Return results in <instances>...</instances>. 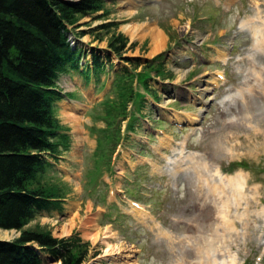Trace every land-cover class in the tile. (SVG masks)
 I'll use <instances>...</instances> for the list:
<instances>
[{
	"label": "rangeland",
	"instance_id": "1",
	"mask_svg": "<svg viewBox=\"0 0 264 264\" xmlns=\"http://www.w3.org/2000/svg\"><path fill=\"white\" fill-rule=\"evenodd\" d=\"M104 10L105 17L77 30L115 21V32L137 42L124 55L143 62L163 53L166 76L161 79L148 69L141 75L149 77V94L143 84L137 85L139 98L128 109L139 110L141 117L136 114L135 127L126 130L127 121L119 114L107 117L105 111L106 101L115 103L116 74L126 65L120 58L111 54L112 72L101 74L98 81L81 70L59 76L60 89L72 99L56 102L53 113L68 136V147L60 146L56 164H50L42 180L65 185L66 194L23 227L48 229L56 237L77 233L91 246L82 264H197L196 247L207 242L216 264H264V145L228 150L224 139L263 129L257 125L264 120L263 93L250 68L264 66V50L253 45L249 27L238 23L264 18V0H107ZM145 22L164 35V44L154 54L149 53L148 36L131 37L124 29ZM110 35L97 42L87 34L80 42L86 50H100ZM225 51L229 57L223 61ZM86 54L82 60L89 66L92 55ZM70 102L78 106L81 133L76 134L61 113ZM162 138L171 142L169 147L161 146ZM113 142L120 144L116 151ZM193 157L206 164L213 186L219 184L220 170L225 193L208 192L197 179ZM234 161L247 162L248 169L229 167ZM237 171L246 178L236 191L224 176ZM134 202L144 207L147 214L142 218L133 211ZM72 217V227L60 235L59 228ZM89 218L93 226H83ZM110 233L114 235L105 238ZM18 234L14 230L0 238ZM106 242L118 249L104 254ZM40 257L42 264H59L44 251Z\"/></svg>",
	"mask_w": 264,
	"mask_h": 264
},
{
	"label": "trees",
	"instance_id": "2",
	"mask_svg": "<svg viewBox=\"0 0 264 264\" xmlns=\"http://www.w3.org/2000/svg\"><path fill=\"white\" fill-rule=\"evenodd\" d=\"M105 4L106 0H0V229L20 231L9 241L0 239V264H42L43 251L61 264H82L90 254L89 241L75 232L55 237L48 229L23 227L38 211L51 208L66 194L65 185L43 181L42 177L48 171L50 157L61 153L60 146L68 147V136L61 132L53 108L64 97L57 87L59 75L69 68L78 70L85 56L82 44L71 45L70 35L78 39L90 34L101 42L111 33L106 48H90L92 62L84 71L85 77L100 80V75L108 72L107 66L112 69L111 54L128 65L114 72V88L122 94L115 93L113 106L106 101L107 117H127L129 103L139 98L131 81L136 79L146 90L150 88L149 77L141 76L145 70L161 79L166 76L163 53L143 62L140 57L124 55L137 42L130 43L123 33L115 32V21L77 31L105 17ZM100 10V15H95ZM82 17L90 18L78 23ZM138 66L142 69L136 73ZM168 74L173 76L172 72ZM132 120L133 116L129 127ZM235 164L246 167L243 161Z\"/></svg>",
	"mask_w": 264,
	"mask_h": 264
},
{
	"label": "bare ground",
	"instance_id": "3",
	"mask_svg": "<svg viewBox=\"0 0 264 264\" xmlns=\"http://www.w3.org/2000/svg\"><path fill=\"white\" fill-rule=\"evenodd\" d=\"M141 1V0H139ZM260 21V23L257 24L256 21ZM257 18H248V19H242L239 21L238 26L240 28H244V27H249L248 31L250 33V37L254 40L253 45L255 46V48L257 49H263L264 50V18L262 17H258ZM124 29L126 31H128V33L131 34V37H135L137 35H142V36H148L149 37V42L151 45L150 48V54H154L156 53V51H158V49L160 48V46H162L164 44V35L162 33L161 30H159L158 28H156L153 25H150L149 23L145 22V23H138V24H134V25H130V24H126L124 25ZM228 54L225 51L224 53H221V59L223 61H226L228 59ZM252 67L250 68L252 77L255 79L256 82L260 83V85L258 86V89L260 90L259 93H263V98H264V66H259L257 67L255 64L251 65ZM251 89H253L254 87L251 85L250 86ZM257 87V86H255ZM256 89V88H255ZM226 98V97H225ZM224 98V99H225ZM78 109V106L76 104H73L72 102L65 104L63 106V109L61 110V113H63L64 117L71 122V124H73V131L77 134V133H81V127L78 125L79 121H80V117L77 115L78 112H76V110ZM194 119H197L196 116H194V118H192L191 120L193 121ZM247 120H251V118H247ZM258 127L262 128L261 130H255L254 133H244V134H233V135H229V136H225V143L230 145L229 149H241L243 147L246 148H250L252 146H255L256 144L260 145H264V120L259 121L257 123ZM81 136H77L76 135V140L80 141ZM161 142V146L162 147H169L171 142L168 141L167 139H163L160 140ZM183 146H181V149H184V145H185V141L184 144H182ZM194 158V162L193 164H195L193 166V169L195 171V174H197V179L201 180L205 185H207L208 188V192H216L218 193V195L223 194L226 192V190L224 189V182L222 180V173L220 172V170L216 171V174H218V176H220V180H219V184L217 186H213L209 183V178L208 175L206 174V169L207 166L205 163H203L202 161ZM171 162L174 164L177 162V160L175 158H170ZM189 163V162H188ZM225 180L227 181V184L229 185H233L236 188L242 187V183H245V178L246 175L243 172L237 171L234 174H231L230 176H224ZM133 207V211L135 212V214L139 215V218H142L143 216H145L147 213L144 210V207L141 205H134L132 203ZM93 220H91L90 218L86 220V223H84L83 226L87 227V226H93ZM72 222H74L73 217L71 218V221L68 223H65L63 226H61L59 228V234L60 235H65L69 229L72 227ZM69 224L71 225V227H69ZM14 232V230H3L0 229V235L4 236V237H8V235ZM162 234L166 235V233L161 232ZM112 235H114L113 233H110V235L105 236V238H110ZM98 236H91V238L93 240H95ZM106 245L108 246L105 249V253L106 255H109L110 252L112 251H116L118 248L115 247L112 244H108L106 242ZM213 246L211 245V243L207 242L205 243V245L203 247H196V252L198 253L199 259L197 262V264H216L214 257H213ZM59 263V262H58ZM227 264V263H225ZM231 264H234L233 262H231Z\"/></svg>",
	"mask_w": 264,
	"mask_h": 264
}]
</instances>
